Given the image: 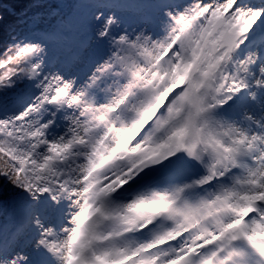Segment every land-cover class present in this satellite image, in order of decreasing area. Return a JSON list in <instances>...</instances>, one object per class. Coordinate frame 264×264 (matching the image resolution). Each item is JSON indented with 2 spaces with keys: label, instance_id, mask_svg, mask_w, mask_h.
<instances>
[{
  "label": "snow or ice",
  "instance_id": "snow-or-ice-1",
  "mask_svg": "<svg viewBox=\"0 0 264 264\" xmlns=\"http://www.w3.org/2000/svg\"><path fill=\"white\" fill-rule=\"evenodd\" d=\"M0 264H264V0H0Z\"/></svg>",
  "mask_w": 264,
  "mask_h": 264
}]
</instances>
